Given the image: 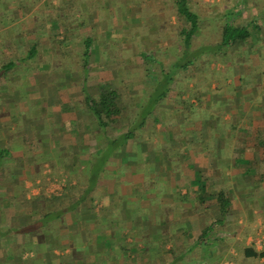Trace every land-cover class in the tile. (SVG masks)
I'll use <instances>...</instances> for the list:
<instances>
[{
	"label": "crops",
	"instance_id": "1",
	"mask_svg": "<svg viewBox=\"0 0 264 264\" xmlns=\"http://www.w3.org/2000/svg\"><path fill=\"white\" fill-rule=\"evenodd\" d=\"M175 9L173 0H0V59L24 56L16 38L33 39L41 12L48 26L56 11L88 12L78 25L98 27L96 37L118 28L111 39L94 40L89 71H72L74 78L53 84L68 68L52 67L46 87L58 91L55 102L44 96L42 133L20 130L23 122L12 117L28 113L9 100L27 66L0 64V90L11 91H0V264H264V256L245 255L248 248L264 253V67L258 56L246 55L249 69L234 65L224 92L200 94L192 105L202 115L187 113L182 104L188 100L180 96L121 101L120 124L107 130L108 138L89 109L87 96L98 94L102 75L121 93L115 59L168 54L172 44L182 51L164 24L174 25ZM50 49L54 58L68 55ZM102 58L110 59L105 67L97 65ZM131 86L143 93V84ZM62 179L64 186L52 190ZM220 192L230 201L223 223Z\"/></svg>",
	"mask_w": 264,
	"mask_h": 264
},
{
	"label": "rangeland",
	"instance_id": "2",
	"mask_svg": "<svg viewBox=\"0 0 264 264\" xmlns=\"http://www.w3.org/2000/svg\"><path fill=\"white\" fill-rule=\"evenodd\" d=\"M80 1V0H76ZM190 7L203 16L200 20V28L201 31L199 33L200 36H195L192 41V46L190 50L191 54H195L198 51V46L204 45L207 43H214L216 40H219L220 32V21H224L223 16L228 11V9L232 8L233 4L240 2L236 8L234 9V15L242 20V23L246 24L249 22L247 18V8L252 3L248 0L244 2V0H188ZM3 5V4H2ZM8 6V5H7ZM176 10V9H175ZM56 11L55 20L49 21L50 26L47 23V17L45 12L40 13V17L38 18L37 25H35V30L32 33L33 39L28 37L20 36L16 38L18 41H21L24 44L23 51H27L33 46L36 47L39 55H35L33 59L27 62H21V65L26 67L23 69L22 73L17 77H20V84L14 87L13 93L15 98H11L9 100L18 101V104L14 106V109L18 112L27 110L28 113H18L12 114L14 121H22L24 126L19 128L20 130H24L26 133L29 132H41L46 130L45 118L43 116L44 110V102L47 103L44 99V96L52 95V99L54 102L56 101L54 97V92L58 91V87L52 88L48 93V87H46V83L52 78L53 73L52 67H66L63 77H57V79L53 82L56 84H60V80L69 81L74 78L72 71L85 69V58L83 57V49L84 42L86 39L91 38L93 40H98L100 38H108L111 39L114 34H118V28L108 27L103 29L105 31L104 34L100 32L99 36L96 37L98 31V27L92 26V28H87L83 25L79 24V18H85L88 12H81L79 10H71V11ZM174 25L168 26V20L164 24L166 25V32H168L173 40H180L181 43L179 46H183V36L181 35V31L183 27H187L185 21L177 15V10L173 11ZM7 14V13H6ZM8 15V14H7ZM205 16V17H204ZM61 18H67V25H69V31L66 33L65 29L62 27L58 28V26L63 25L64 20ZM172 18V17H171ZM171 18H168L171 21ZM61 19V20H59ZM119 20H122L121 17ZM88 25L91 23L89 20L86 22ZM241 23V24H242ZM32 24V22H31ZM27 25L26 23L23 24ZM57 29L55 32L53 30ZM80 28V29H79ZM85 29V32L80 34V30ZM52 30V31H51ZM93 30V31H92ZM119 31L120 28H119ZM173 31V32H171ZM30 34V32L28 33ZM81 36V41L78 42V38ZM67 38V40H66ZM98 38V39H97ZM261 38V37H260ZM263 38V37H262ZM65 41V42H64ZM96 43V42H95ZM93 44V47L95 45ZM98 45V44H96ZM20 46V45H17ZM174 44L168 46L171 47L172 51H168L170 53H155L150 52L149 55L154 57V61L143 59L131 60L120 56L118 59H115L117 62V68H119L120 76L122 79V85L120 86L121 97L123 103H131L135 102L136 99H146L148 96L156 90L158 87L157 84L153 81L156 78H161L162 72H169L174 63L180 61L185 62L188 58H184L185 47H183L182 51L178 49L173 50ZM262 48V55L257 57L259 60L260 70L264 67V39L259 41V45ZM21 47V46H20ZM50 47L57 51H64L68 55H64V57H52L50 54ZM93 49V48H92ZM246 49V48H244ZM176 50V52H175ZM242 50V49H241ZM239 49V51H241ZM151 51V50H150ZM235 49L228 50L227 54H225V58H220V61L216 55H206L203 54L201 57L197 58V60L188 66L187 70L177 69V72L174 74L173 83L170 85V90L167 94L166 98L173 100V98H184L188 100L186 103L182 104L184 110H187V113L190 115L198 114L202 115V110H198L194 112V105L198 102V98H200V94L209 93L218 95L219 93L224 92V86L229 84L234 79V65L241 63V65L246 64V69H249L248 66H252V60L248 56L243 57V55ZM15 52V51H14ZM92 54V51H91ZM175 54V56H173ZM252 59L258 56L257 54H253ZM24 57H27V53H23ZM141 56V55H140ZM144 56V54L142 55ZM189 57V56H187ZM192 56L191 58H193ZM9 56L0 59V64L5 63L8 60H11ZM110 59L102 58L99 60L98 66L107 65V62ZM105 67V66H104ZM92 68V58L90 55L89 65L85 69L89 71ZM103 69V68H102ZM66 73V74H65ZM107 75V74H106ZM106 75H102L101 79L99 78L98 82L103 83V77ZM88 77V74L87 76ZM229 78V80H228ZM117 79V78H116ZM89 80V79H88ZM107 78L106 81H108ZM114 81V80H111ZM132 83L143 84V93L134 94ZM193 85V86H191ZM6 89V90H5ZM0 91L11 94L7 88H4ZM226 93V92H225ZM204 101V100H203ZM26 103L27 106L23 104ZM217 107V106H216ZM186 108V109H185ZM51 109H53L51 107ZM133 113L135 111V107L131 108ZM214 111L219 112L218 108L212 109ZM51 111V110H50ZM185 113V112H184ZM8 156L12 157L14 153L8 149ZM14 158V156L12 157ZM13 160V159H12ZM65 180H60L57 183L55 182L52 190L61 189L59 186L62 183L61 187L64 186Z\"/></svg>",
	"mask_w": 264,
	"mask_h": 264
},
{
	"label": "trees",
	"instance_id": "3",
	"mask_svg": "<svg viewBox=\"0 0 264 264\" xmlns=\"http://www.w3.org/2000/svg\"><path fill=\"white\" fill-rule=\"evenodd\" d=\"M245 1L246 0H244V2ZM248 1L252 3L247 8V18L249 20L248 23H242V20H240V18L238 19V17L233 14L234 9L240 2L233 4L232 8L228 9V11L224 14V21L219 20L221 32L219 33L220 39L216 40V42L214 43H207L198 46L197 54H191L192 51L190 50V48L192 46L193 38L197 35L200 36V20L203 16H201L190 7L188 0H173L177 8V15L182 18L187 24V27H183L181 35L183 36V43L185 47L184 58L186 57L188 58V60L185 62L178 61L174 63V66L169 72H162L161 78H156L153 80L157 84V86L163 87V90H159L158 87L148 96L149 99L153 100L152 103H156L158 100L167 97V94L170 90V85L174 80L173 76L177 72V69L187 70L189 65L193 64L197 60V58H199V56L206 54V52H209L208 55H212V57L213 55H216V59H218L219 61L220 58H225V54H227L228 50L230 49H235L238 51L239 49H242L239 52L243 55V57L248 54L250 55L251 53L257 54L258 57L262 55V48L258 45L259 41L261 39H264V0ZM65 19L67 20V18ZM67 26L68 27L58 26V28L62 27L63 29H65L66 33H68L69 25ZM56 30L57 29L54 28V30L51 31L55 32ZM93 44L94 43L91 38L86 39L84 42L83 57L85 58V69L89 65ZM10 50L13 51V48H10ZM25 53H27V57L23 56L21 58H16V60H8L7 62H9V64H7V68H11L12 66H14V62L16 64L19 61L27 62L33 59V57L37 55V49L35 46H33ZM192 56L194 57L191 58ZM144 58L150 61H154V57L149 54H144ZM121 101V93L115 89H112L111 86L106 82H103L99 85L98 94H89L87 96V102L91 114L98 121L100 129H102L104 133L107 134L108 138L110 137L107 130L109 128H118L117 125L120 124L118 123L119 120H117L116 118H118L124 112ZM122 139L127 140V135H124ZM106 156L109 157L110 155L105 154L102 159L103 161H106ZM218 196L220 211L222 215L220 223H223L230 211V201L229 197L223 192H220ZM202 235V237L204 238L207 235V232L204 231ZM245 255L262 257L264 256V253L258 254L257 252H255V250L248 248L245 250Z\"/></svg>",
	"mask_w": 264,
	"mask_h": 264
},
{
	"label": "built area",
	"instance_id": "4",
	"mask_svg": "<svg viewBox=\"0 0 264 264\" xmlns=\"http://www.w3.org/2000/svg\"><path fill=\"white\" fill-rule=\"evenodd\" d=\"M61 185H63V184L62 183L60 184V186H59L60 188H62Z\"/></svg>",
	"mask_w": 264,
	"mask_h": 264
}]
</instances>
